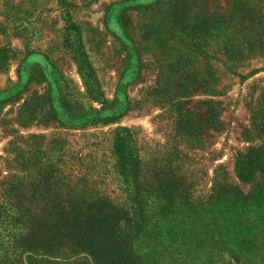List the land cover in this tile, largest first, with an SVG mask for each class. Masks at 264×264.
Masks as SVG:
<instances>
[{"label": "rangeland", "instance_id": "obj_1", "mask_svg": "<svg viewBox=\"0 0 264 264\" xmlns=\"http://www.w3.org/2000/svg\"><path fill=\"white\" fill-rule=\"evenodd\" d=\"M263 121L264 0H0V238L17 208L131 206L115 155L128 129L157 233L183 240L202 220L256 259L264 178L236 162L264 146ZM224 188L255 201L234 231Z\"/></svg>", "mask_w": 264, "mask_h": 264}, {"label": "trees", "instance_id": "obj_2", "mask_svg": "<svg viewBox=\"0 0 264 264\" xmlns=\"http://www.w3.org/2000/svg\"><path fill=\"white\" fill-rule=\"evenodd\" d=\"M116 118L106 117L102 122L107 124ZM261 125L264 130V121ZM124 131L127 134H119L116 139L115 155L123 174L132 177L136 189L132 205L83 198L69 200L60 208L57 206L59 210L48 216H32L15 207L14 214L7 213L2 224L6 235L0 238V264H162L165 256L171 258L176 253L181 256L178 258L181 264H264V248L263 254L256 252L254 259L255 251H246L244 247L234 249L228 241L218 237L212 224L206 227L202 220L194 223L197 227L184 234L183 240L170 232L166 237L157 233V226H152L148 220L141 192V162L127 154L130 134L128 129ZM236 171L244 182L254 181L256 173H262L264 178V146L251 147L247 154L241 155ZM224 191L225 212L233 216L228 219V227L234 231L241 227L240 218L254 211L255 201L252 197L241 199L236 188H224ZM255 191L260 197L264 183ZM242 206L246 211L237 213ZM261 210L255 231L264 234V208ZM196 229L199 231L193 234ZM162 239L178 244V248L166 249L161 245Z\"/></svg>", "mask_w": 264, "mask_h": 264}]
</instances>
